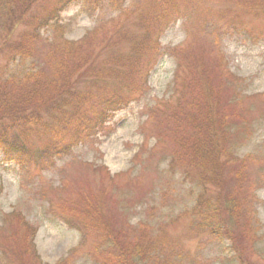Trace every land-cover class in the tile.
Returning a JSON list of instances; mask_svg holds the SVG:
<instances>
[{
  "label": "rangeland",
  "instance_id": "374dc122",
  "mask_svg": "<svg viewBox=\"0 0 264 264\" xmlns=\"http://www.w3.org/2000/svg\"><path fill=\"white\" fill-rule=\"evenodd\" d=\"M155 1L75 2L61 13L58 25L38 28L37 19L52 2L38 0L9 41L13 46L25 42L31 56L11 61L13 46L1 49L0 82L20 75V68L44 67L49 73L50 60L60 55L63 40L81 42L100 28L98 38L84 47L91 56L87 74L74 84L83 91L88 87L86 112L93 105L101 107L103 96L117 94L128 101L65 153L60 150L68 141L65 136L54 140L33 131L27 147L40 154L55 143L59 152L51 161L37 165L31 154V162L22 165L5 160L0 151V257L4 248L23 264H105L116 258V245L105 242L108 234L132 247L133 255L143 248L149 253L146 264H264V0ZM28 3L20 0V8ZM160 14L165 17L155 21ZM151 17L156 26L146 37ZM32 31L38 36L22 38ZM117 58L127 63L111 65ZM184 66L191 70L184 92L195 80L207 78L203 98L204 109L211 112L209 126L221 121V136H230L223 152H216L218 162L204 168L208 173L218 170V186L190 176L198 156L213 151L206 135H200L193 154L195 138L184 133L189 130L170 125L169 112L156 113L178 95L184 108L193 101L196 94L178 92ZM122 78L126 83H118ZM197 86L205 88L203 83ZM45 109L36 104L34 110L49 122ZM204 116L194 112L191 119L206 133ZM175 149L179 155L172 152ZM225 194L232 209L239 211L233 224ZM86 200L91 203L87 209ZM59 206H64L66 219L82 220L84 234L68 225ZM75 206L81 212L75 214ZM92 209L102 215L96 225L106 223L107 231L95 229L87 218ZM16 212L35 228L29 237ZM212 220L219 222L221 234L210 233ZM12 232L18 233L17 242L34 246L37 255L26 257L10 238Z\"/></svg>",
  "mask_w": 264,
  "mask_h": 264
},
{
  "label": "trees",
  "instance_id": "16d2710c",
  "mask_svg": "<svg viewBox=\"0 0 264 264\" xmlns=\"http://www.w3.org/2000/svg\"><path fill=\"white\" fill-rule=\"evenodd\" d=\"M26 1L29 2L28 5L20 8V0H0V31L4 30L1 39L3 40V44L0 45V52H2L1 49H4L7 44L8 47L13 46L10 45L9 42L12 33L19 25L23 23L25 17L24 13L30 11L31 5L38 0ZM82 1L91 3L93 1L96 2L97 0H52L51 4H49L50 6L48 7V9L43 13V16L37 19L39 20L38 28H40V26L45 27L51 24L58 25L61 13L69 8L73 3ZM111 1L114 3L116 0ZM153 2L156 1L153 0ZM164 17L165 15L162 16L160 14V16L155 19V21H157L158 19L161 20ZM139 25H141V23ZM155 26L156 25L154 24L151 17V20L146 24V28L144 31L146 37L150 34ZM99 33L100 28H96L93 32H91V35L94 34L93 37L87 35L81 42H70L67 40H63L64 43L60 48V55L55 59L50 60L51 71H49V73L46 69H44V67L35 68L34 66L29 70L20 68V75L17 74L16 76H9V78H5L6 80L4 82H0V151L2 152L3 158L5 160L14 161L16 163L24 165V163L31 162L27 158H29L32 154L33 158L36 157V159H34L33 161L34 163L37 162V165L43 162L51 161V156L58 155L59 152L57 150L58 147L57 149L55 147V143L53 147L51 146L43 149L40 154H36V152H33L30 146L27 147L29 145L27 140L33 133V131L41 130L43 134L53 136L54 140L59 136H65L68 141H65V144L60 148L61 152L65 153L69 151L70 147L73 144L81 142L94 134L100 125H102L105 121L111 118L117 111L121 110L127 104L128 99H126L124 96H118L116 94L111 98L109 97L106 99H103L105 97L103 96L101 99L102 102L99 103L101 107H96V105H93L90 108L89 112H86L85 107L90 100L88 87L83 91L80 88L76 87V85L74 84L77 78L85 76L87 74V67L91 63L90 54H86V51H90L88 49H85L84 47L86 44L89 45L94 38H98ZM35 36H38V34L32 31L23 35L22 38L29 39ZM25 44V42H21L20 44H15L16 46L11 47V50L13 51L11 61H15L17 58L25 60L26 57L31 56L32 50L27 46V44ZM142 47L143 45H141V48ZM81 51L85 52L84 54L86 55L79 56L78 53ZM65 57L69 58V61L72 62L69 66L68 63L70 62H68V60L64 61ZM118 59L119 58L114 59L115 61L111 65H115L118 67V65L120 64L124 65L125 63H127L124 60ZM65 62H68L67 65L65 64ZM20 65L21 63L17 65L18 69L19 67H21ZM120 68H122V66H120ZM182 69L183 74L182 72L180 73L181 82L179 83L178 87V92L181 93L184 88L183 86L185 80L191 73L190 68H188L187 66H184V68ZM0 76H3L1 71ZM43 81L49 83L48 86H44ZM126 81V79L122 78L118 81V83H126ZM198 83H203L205 88H200L199 86H197ZM193 84L194 87L192 84H190L187 87L188 89H186V92L188 94H196L189 106L187 105V107L184 108L186 105H182L183 99L178 95L179 98L176 97L174 103L169 102L162 107L157 108L156 113H161V115L165 116L167 112H169L168 120L170 122V125H176L179 128V131L189 130L184 133L188 139L195 138V148L192 149L193 154H196L197 142L202 141L200 135H206L205 140L211 143L210 147L213 146V151H211L210 154L208 153V155L205 154L202 159L201 156H198L199 161L194 163L195 165H197V169L195 171H191L192 174H190V176L197 179L201 177H203V179L205 180L206 178L210 179L218 186V183L221 182L219 181L221 178V174L218 172V170L212 171L211 173H208L205 170L212 163L218 162L220 158L218 154H216V152H223L226 144H228V142L230 141V136H221L224 129V124L221 121L214 123L211 127L209 126L210 123L208 122V114L211 115V112L209 111V109H204L203 98V95H205L204 90L206 88L208 89L207 78H203L200 81L195 80ZM186 92L184 93L186 94ZM220 96L217 97V100L220 98ZM43 100H45L46 102L43 103ZM36 104H41L43 109L46 108L45 114L46 116H49V122H45V118L42 116V114L40 115L39 113L40 110H34ZM216 107L217 105L215 104V108ZM171 110H173V113L170 112ZM194 112H196L200 116L203 115V113L205 114L204 119L202 120L206 123L207 126L206 133L198 130V127L194 126L193 119H191V115ZM169 122L167 123V125H169ZM175 122L178 124H176ZM170 130L174 132L175 129L171 127ZM156 137L158 138V136ZM172 152H174V154L176 155L180 154V151L176 149ZM175 157L176 156L173 155V159H175ZM206 163H209L207 167ZM63 188L64 187H61L59 190H57L58 193H60L61 189ZM1 189L2 186H0V192ZM58 193L56 194L58 195ZM224 197L226 198V205H228V217L230 218L229 222L230 224H233L235 223L233 216H238L239 219V211L238 208H236L235 204L234 206L237 211L233 210L232 206L229 205L230 202L227 198V194H225ZM90 204V200H86L84 204L86 209L91 206ZM75 207L76 208L72 210L75 214H77L79 213L80 206ZM56 208H58L57 210L60 212V215L66 219V213L63 210L64 206L63 208L62 206ZM17 215L20 216V213L16 212L15 216ZM20 217L22 218L21 223L26 230L25 232H27L26 236L29 237V234L34 227H32L25 218H23L22 216ZM69 217H73V214L71 212ZM8 218L6 217L4 219V223ZM87 218H90L95 223L94 225H96L98 220L102 219V215L99 211L96 212L94 209H92L91 212H88ZM66 221L69 226L73 228H79L84 234L85 224L82 223V220L78 219V221L74 222L70 221L67 218ZM212 223H214L215 225H211ZM216 223L219 222L216 220H212L209 227L210 233L212 235L214 234V236L215 233L221 234V231L216 228ZM105 225L107 226L106 223H101V225H96L95 229L105 232L107 231L106 228H104ZM105 235L107 236L105 239L106 244H113L114 246L116 245V254L113 257L116 258L113 261H109L107 259V262L105 264H146L149 253H144L143 248L140 250V254L133 255L134 253L131 250L132 247L130 248L129 245L122 243L119 237L114 238L108 234ZM105 235H103L102 237L104 238ZM85 236L86 235H83L82 241L85 239ZM10 238L19 244L20 249L26 252V257H28L29 254L32 257L33 255H37L36 251L33 248L34 246L24 242H17L20 239L18 237V233L12 232L10 234ZM29 240L31 241V239ZM24 241H27V239H24ZM121 250H123V252L120 255V253L118 254V252H121ZM13 261H18V264H23V261L19 259L12 260L8 255V252L3 248L0 257V264H16Z\"/></svg>",
  "mask_w": 264,
  "mask_h": 264
}]
</instances>
